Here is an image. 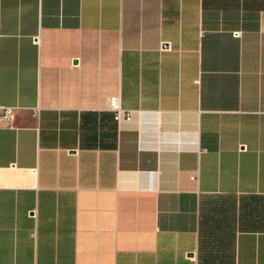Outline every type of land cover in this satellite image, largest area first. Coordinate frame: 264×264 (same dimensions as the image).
<instances>
[{
  "label": "crops",
  "instance_id": "crops-1",
  "mask_svg": "<svg viewBox=\"0 0 264 264\" xmlns=\"http://www.w3.org/2000/svg\"><path fill=\"white\" fill-rule=\"evenodd\" d=\"M0 106V264H264V0H0Z\"/></svg>",
  "mask_w": 264,
  "mask_h": 264
},
{
  "label": "built area",
  "instance_id": "built-area-1",
  "mask_svg": "<svg viewBox=\"0 0 264 264\" xmlns=\"http://www.w3.org/2000/svg\"><path fill=\"white\" fill-rule=\"evenodd\" d=\"M108 109L114 113L118 122L132 117V111L123 106L120 94L108 98ZM13 110V107L0 106V130L2 129V122L9 123L11 121Z\"/></svg>",
  "mask_w": 264,
  "mask_h": 264
}]
</instances>
